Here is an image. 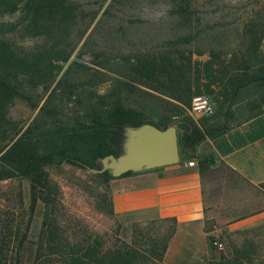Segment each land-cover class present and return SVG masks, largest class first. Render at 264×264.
I'll list each match as a JSON object with an SVG mask.
<instances>
[{
    "label": "trees",
    "instance_id": "16d2710c",
    "mask_svg": "<svg viewBox=\"0 0 264 264\" xmlns=\"http://www.w3.org/2000/svg\"><path fill=\"white\" fill-rule=\"evenodd\" d=\"M263 42L264 0H0V182L29 184L26 222L0 212V264H165L174 219L161 220L171 225L160 252L149 248L157 256L151 259L137 241H69L46 167L98 168L100 158L119 154L125 126L164 129L171 122L157 113L161 102L187 105L214 83L226 95L224 120L204 128L185 120L180 160L196 159L202 172L215 160L193 152L204 138L220 155L263 138ZM74 52L90 64L71 58ZM202 53L204 62L193 57ZM140 94L147 102L137 101ZM242 101L252 113L231 131L232 107ZM16 103L37 112L14 118ZM96 175L113 177L108 170ZM38 202V239L28 241ZM208 240L215 249L213 236ZM232 255L229 264H264L252 239Z\"/></svg>",
    "mask_w": 264,
    "mask_h": 264
},
{
    "label": "crops",
    "instance_id": "0c3cea01",
    "mask_svg": "<svg viewBox=\"0 0 264 264\" xmlns=\"http://www.w3.org/2000/svg\"><path fill=\"white\" fill-rule=\"evenodd\" d=\"M262 142L260 138L220 155L212 142L204 138L193 152L197 156L211 154L215 160L202 172L195 159V165L179 160L113 176L108 180L112 211L116 215H139L148 220L174 219L175 229L163 255L165 264H215V250L208 243L215 225L211 228L209 223L221 222L229 234L264 224ZM246 183L258 194L250 201ZM232 188L237 190V202L227 195Z\"/></svg>",
    "mask_w": 264,
    "mask_h": 264
},
{
    "label": "rangeland",
    "instance_id": "374dc122",
    "mask_svg": "<svg viewBox=\"0 0 264 264\" xmlns=\"http://www.w3.org/2000/svg\"><path fill=\"white\" fill-rule=\"evenodd\" d=\"M258 5V4H257ZM264 47V42H263ZM77 52H74L71 58L77 57ZM193 57L204 62L208 59L207 53L200 55L194 54ZM78 60L90 64V57L87 54H81L77 57ZM219 76V75H218ZM105 85L101 86L100 91L104 90ZM157 94V92L152 91ZM198 94H205L210 97L215 103L214 111L209 115L193 114L190 111L192 98ZM140 94L136 96L137 101L147 102ZM225 94L223 93L222 85L216 83L209 86L204 91L195 92L187 105L180 103L165 104L156 107L157 113L170 119L171 124L177 130V134L181 132V125L185 120H193L194 123L202 128L215 126L223 122V111L225 110ZM234 118L230 121L229 127L231 131L238 128V125L243 123L252 110L245 101L233 105ZM148 111V110H147ZM37 109L31 111L28 107L21 103H16L12 106L10 113L14 118L29 119L35 115ZM149 112V111H148ZM126 127L123 129L122 141L126 137ZM162 129V128H161ZM262 139V138H261ZM264 145V137H263ZM244 149L241 151L243 152ZM181 157V154H180ZM102 163L98 162V168ZM223 169V173L227 171ZM49 179L59 188V200L61 203L59 209V220L63 229L64 235L69 241H98L103 247H108L112 243L119 244L121 241H137L143 244L140 246L147 255L148 259L157 257L149 251L153 247L155 252H160L162 241L166 235L167 229L171 223L169 221L148 220L139 215H115L111 212L109 205V187L108 182H105L102 177L96 173L90 172L85 168L73 166L67 163H62L58 166L46 167ZM222 171V170H220ZM264 188V185L262 184ZM246 195L248 201L256 198L257 191L250 184L246 183ZM225 192V190L223 191ZM19 193L22 199L19 200ZM232 202L237 200V190L232 188L227 194ZM227 195L223 197L224 201L228 199ZM260 199V197H258ZM237 202V201H236ZM248 203V202H247ZM29 204V184L27 180H5L0 182V212L10 213L15 212L16 218L23 221L27 220V208ZM44 207L41 202H38L36 210L31 218L30 228L28 231V241H37L40 231ZM213 228V240L222 243V247L218 248L215 244L214 258L215 264H229L232 259V253L240 247L242 241L248 238L257 241L260 246L262 255L264 254V230L255 227L246 228L239 233H227L221 222L216 220L209 223ZM264 229V228H263ZM214 242V241H213ZM237 262V261H233ZM237 264V263H236ZM243 264H246L243 262Z\"/></svg>",
    "mask_w": 264,
    "mask_h": 264
},
{
    "label": "water",
    "instance_id": "95a60500",
    "mask_svg": "<svg viewBox=\"0 0 264 264\" xmlns=\"http://www.w3.org/2000/svg\"><path fill=\"white\" fill-rule=\"evenodd\" d=\"M180 160L178 134L174 126L161 129L151 123L126 127V137L121 142L118 155L100 158L102 166L87 168L93 173L108 170L112 176H120L129 170L161 167Z\"/></svg>",
    "mask_w": 264,
    "mask_h": 264
},
{
    "label": "built area",
    "instance_id": "2783aa9c",
    "mask_svg": "<svg viewBox=\"0 0 264 264\" xmlns=\"http://www.w3.org/2000/svg\"><path fill=\"white\" fill-rule=\"evenodd\" d=\"M215 103L213 100L210 99L208 95L205 94H198L192 98L190 104V111L193 114L198 115H209L214 111ZM186 165H195V159H187ZM218 248L222 247V243L217 241L216 239L213 242Z\"/></svg>",
    "mask_w": 264,
    "mask_h": 264
}]
</instances>
